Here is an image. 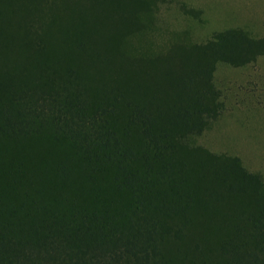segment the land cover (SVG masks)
<instances>
[{"label": "trees", "instance_id": "trees-1", "mask_svg": "<svg viewBox=\"0 0 264 264\" xmlns=\"http://www.w3.org/2000/svg\"><path fill=\"white\" fill-rule=\"evenodd\" d=\"M153 9L0 0V264H264L261 178L194 139L264 43L140 50Z\"/></svg>", "mask_w": 264, "mask_h": 264}, {"label": "rangeland", "instance_id": "rangeland-1", "mask_svg": "<svg viewBox=\"0 0 264 264\" xmlns=\"http://www.w3.org/2000/svg\"><path fill=\"white\" fill-rule=\"evenodd\" d=\"M151 18L139 35L140 50H162L173 41L204 43L230 30L264 43V0H154ZM237 52L215 62L212 81L221 108L194 139L237 156L264 185V49Z\"/></svg>", "mask_w": 264, "mask_h": 264}]
</instances>
